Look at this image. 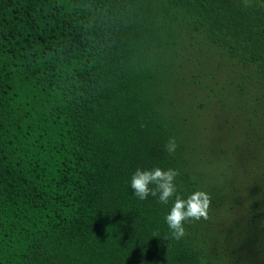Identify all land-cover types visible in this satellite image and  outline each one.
I'll use <instances>...</instances> for the list:
<instances>
[{
	"label": "trees",
	"instance_id": "16d2710c",
	"mask_svg": "<svg viewBox=\"0 0 264 264\" xmlns=\"http://www.w3.org/2000/svg\"><path fill=\"white\" fill-rule=\"evenodd\" d=\"M182 86L202 95L181 123L211 105L233 149L259 150L211 186L241 240L213 208L176 240L175 198L130 186L159 167L182 198L201 188L179 147ZM0 264H264V0H0Z\"/></svg>",
	"mask_w": 264,
	"mask_h": 264
},
{
	"label": "rangeland",
	"instance_id": "374dc122",
	"mask_svg": "<svg viewBox=\"0 0 264 264\" xmlns=\"http://www.w3.org/2000/svg\"><path fill=\"white\" fill-rule=\"evenodd\" d=\"M190 73L188 70L184 71ZM193 89H187V87H179L174 94L176 100L175 111L178 112V121L180 122L182 131L179 138L180 152L183 156L184 162L187 164L184 169L187 171L189 178L192 181L199 182L201 188L199 191H204L210 194L212 198L211 186H221L223 182H228L231 172L224 169L226 162L237 161V159L247 153L248 149H233L234 143L238 140L239 134L235 137L229 138L228 130H230L229 123H224L225 113H219V117L211 115V105H207L202 116L189 115L185 123H181V119L187 117V106L186 104L196 103L201 98L202 92L196 91L194 93L199 95L195 98L192 91ZM214 91L219 98H223L225 101L228 99L225 97V93L219 90L218 86L214 88ZM183 101L186 102L183 103ZM220 103L213 105L214 109L219 110ZM209 107V108H208ZM231 152H235L232 154ZM254 155L259 154L258 149H254ZM262 154V153H260ZM257 159L252 163H248L249 166L255 165ZM183 170V172H186ZM261 175V172H259ZM225 178V179H224ZM219 195L215 196L217 201ZM210 208H213L214 214H220V218L216 220L217 223L225 222L224 226H218L222 230V234H226L228 237L231 236L234 240L242 239L243 228L234 229L232 223L236 221L237 215H232L230 212L227 213L223 208L215 206L213 200L211 201ZM219 230V229H218ZM221 235V234H219Z\"/></svg>",
	"mask_w": 264,
	"mask_h": 264
},
{
	"label": "clouds",
	"instance_id": "9594fccd",
	"mask_svg": "<svg viewBox=\"0 0 264 264\" xmlns=\"http://www.w3.org/2000/svg\"><path fill=\"white\" fill-rule=\"evenodd\" d=\"M178 145L175 138H169L164 146L168 155H173ZM179 171L175 169L161 170L159 167L152 170L137 169L131 177V188L134 195L145 200L149 196L157 197L158 202L167 205L169 200L174 199V203L165 222L174 239L180 240L186 236L185 223L207 220L212 198L204 191H195L186 199L177 192L175 179ZM151 186V187H150Z\"/></svg>",
	"mask_w": 264,
	"mask_h": 264
}]
</instances>
